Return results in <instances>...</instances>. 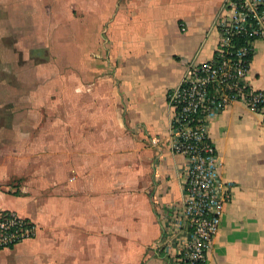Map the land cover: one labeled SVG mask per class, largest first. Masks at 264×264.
<instances>
[{"label": "crops", "instance_id": "0c3cea01", "mask_svg": "<svg viewBox=\"0 0 264 264\" xmlns=\"http://www.w3.org/2000/svg\"><path fill=\"white\" fill-rule=\"evenodd\" d=\"M224 2L0 0L1 29H42L44 48L70 44L69 53L42 51V73L54 77L34 105L42 115L0 117V213L38 226L33 239L0 249V264H166L160 241L168 207L183 197L185 162L170 150L167 94L190 63L213 58ZM248 82L264 91V41ZM53 94L63 100L50 105ZM209 133L234 197L208 264H264L262 118L234 103ZM126 150L144 163L140 195L112 179Z\"/></svg>", "mask_w": 264, "mask_h": 264}, {"label": "built area", "instance_id": "2783aa9c", "mask_svg": "<svg viewBox=\"0 0 264 264\" xmlns=\"http://www.w3.org/2000/svg\"><path fill=\"white\" fill-rule=\"evenodd\" d=\"M219 44L213 58L190 63L179 86L167 94L173 117L170 150L184 159L182 200L168 207L160 241L166 264H208L233 183L223 180L210 124L234 103L262 118L264 91L248 82L257 43L264 41V0H225L214 22ZM38 226L16 212L0 213V249L33 239Z\"/></svg>", "mask_w": 264, "mask_h": 264}, {"label": "rangeland", "instance_id": "374dc122", "mask_svg": "<svg viewBox=\"0 0 264 264\" xmlns=\"http://www.w3.org/2000/svg\"><path fill=\"white\" fill-rule=\"evenodd\" d=\"M1 15L7 17L8 13L0 12V16ZM9 15H12V13ZM69 30V28L63 29V31L68 34ZM49 37H51V35H49ZM16 42H18V44H16ZM45 47L47 48H44V46L42 47V29H24L22 27L10 29L0 28V117L15 115L22 118L23 115L28 114L31 116L42 115V108L38 110L34 105H36L38 101L42 103V86L49 84L53 85L54 78L49 79L50 77L42 73V51H46L43 57H47L50 50L67 51L69 53L70 44L53 43ZM28 51L30 54L27 53ZM62 76L64 80L69 79V76L65 74ZM49 81L51 83H47ZM64 83L66 82L64 81ZM67 87L66 93L64 94L66 96V98H64L65 101H62L64 105L66 101L69 102L70 100L69 84H67ZM34 95L40 96L41 98L37 99ZM56 100L60 102L63 100V97L53 94L52 99L48 103L53 105ZM52 108L47 110L48 114L49 112L52 115L56 114L54 108ZM55 110L58 112L57 114H60L61 111H59V108ZM1 127H3V125L0 126V129ZM64 131L68 132L67 137H69V129ZM69 141V139L64 141L66 143V145H64L65 147L70 146ZM126 152V156H115L116 159L120 158L118 162L120 171H118V169L112 171V179H119V177L121 179L125 178L127 181V194L140 195L143 192L142 189H144V186L141 187L140 183L134 186V182L138 181L142 184L141 178H143L144 182L148 180L145 179L147 177H145L146 173L143 170L144 163L138 161L136 155L132 153L128 155V150H126Z\"/></svg>", "mask_w": 264, "mask_h": 264}]
</instances>
